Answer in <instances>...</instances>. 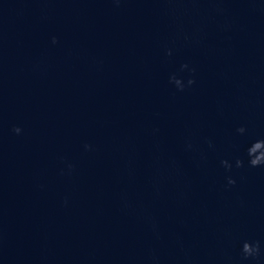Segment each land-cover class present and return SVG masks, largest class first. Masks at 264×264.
Returning a JSON list of instances; mask_svg holds the SVG:
<instances>
[{
    "label": "water",
    "instance_id": "1",
    "mask_svg": "<svg viewBox=\"0 0 264 264\" xmlns=\"http://www.w3.org/2000/svg\"><path fill=\"white\" fill-rule=\"evenodd\" d=\"M257 139L264 0H0V264H264Z\"/></svg>",
    "mask_w": 264,
    "mask_h": 264
},
{
    "label": "clouds",
    "instance_id": "2",
    "mask_svg": "<svg viewBox=\"0 0 264 264\" xmlns=\"http://www.w3.org/2000/svg\"><path fill=\"white\" fill-rule=\"evenodd\" d=\"M52 41L53 43L56 42V37L53 36L52 37ZM171 49L167 50V53L170 55L171 54ZM182 68H188V64H182L181 65ZM190 71H194V69H189ZM169 82L177 89V90H183L186 86H189L191 84L194 83V80L189 77L186 81L184 78L176 76L175 74L170 75L169 76ZM13 131L17 134H19L22 129L20 126H14L13 127ZM238 132L243 133L245 131V128L243 126H240L239 128H237ZM85 149H89L91 148V145L89 144H85L84 145ZM189 147H191V145H189ZM257 148H262V151L257 152ZM247 156H248V164L256 167L259 165L264 164V140L261 139H257L255 141H253L247 148ZM221 164L227 168L230 169L233 165L232 163L227 160H221ZM235 165L237 167H240L243 165V160L237 158L235 161ZM69 168L72 167L71 164L68 165ZM227 184L228 185H232L235 184L236 181L233 177L228 176L227 178ZM241 252L243 253V255L245 257H257L260 254V242L259 241H249V240H244L242 243V247H241Z\"/></svg>",
    "mask_w": 264,
    "mask_h": 264
}]
</instances>
